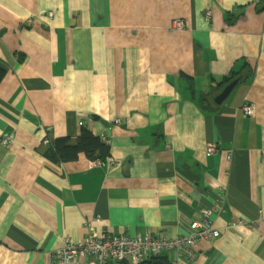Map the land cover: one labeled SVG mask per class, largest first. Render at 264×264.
<instances>
[{
  "label": "crops",
  "instance_id": "1",
  "mask_svg": "<svg viewBox=\"0 0 264 264\" xmlns=\"http://www.w3.org/2000/svg\"><path fill=\"white\" fill-rule=\"evenodd\" d=\"M1 73L0 264L89 226L180 236L204 208L219 235L181 264H264V0H0ZM84 128L109 155L44 156Z\"/></svg>",
  "mask_w": 264,
  "mask_h": 264
},
{
  "label": "built area",
  "instance_id": "2",
  "mask_svg": "<svg viewBox=\"0 0 264 264\" xmlns=\"http://www.w3.org/2000/svg\"><path fill=\"white\" fill-rule=\"evenodd\" d=\"M207 17H211L210 5L206 11ZM173 27L182 29L184 22L178 18L173 21ZM243 114L253 116L255 114L254 105L245 103L242 105ZM117 119L115 124H121ZM83 123V121H82ZM104 140H108L105 134ZM48 141V140H46ZM0 142L8 145L13 142L10 136L2 137ZM218 144H209L208 153L222 152ZM232 158V154L228 153ZM216 210L204 208L199 218L191 223L192 232L176 237H169L161 233L145 234H110L103 232L98 234L94 227L89 226V232L79 239L71 236L63 237L62 246L50 252L49 264H111L127 262L129 264H145L147 261L159 257L167 252H177V256L171 264H181L180 258H190L194 256L193 246L201 239H213L219 235V230L213 224V216Z\"/></svg>",
  "mask_w": 264,
  "mask_h": 264
},
{
  "label": "trees",
  "instance_id": "3",
  "mask_svg": "<svg viewBox=\"0 0 264 264\" xmlns=\"http://www.w3.org/2000/svg\"><path fill=\"white\" fill-rule=\"evenodd\" d=\"M231 80H233L232 77H226L222 82L228 83ZM226 83L222 84L225 85ZM109 151V145L101 140V137L95 136L90 130L84 128L81 137L76 143L72 144L69 139H59L55 145L49 146L44 150V156L54 163H60L77 159L82 153L91 158H105L109 155ZM159 258L166 262L168 261L164 256Z\"/></svg>",
  "mask_w": 264,
  "mask_h": 264
},
{
  "label": "water",
  "instance_id": "4",
  "mask_svg": "<svg viewBox=\"0 0 264 264\" xmlns=\"http://www.w3.org/2000/svg\"><path fill=\"white\" fill-rule=\"evenodd\" d=\"M240 83V78H234L230 82L226 83L224 87L221 89V91L216 95L214 98L215 104H222L229 95L234 91V89L238 86ZM150 264H168L163 260H155Z\"/></svg>",
  "mask_w": 264,
  "mask_h": 264
},
{
  "label": "rangeland",
  "instance_id": "5",
  "mask_svg": "<svg viewBox=\"0 0 264 264\" xmlns=\"http://www.w3.org/2000/svg\"><path fill=\"white\" fill-rule=\"evenodd\" d=\"M208 8V7H207ZM48 16L52 17L54 15L53 10H48L47 12H45ZM30 21H33V18L30 19ZM172 29H177V27H172ZM114 264H121V263H114Z\"/></svg>",
  "mask_w": 264,
  "mask_h": 264
},
{
  "label": "bare ground",
  "instance_id": "6",
  "mask_svg": "<svg viewBox=\"0 0 264 264\" xmlns=\"http://www.w3.org/2000/svg\"><path fill=\"white\" fill-rule=\"evenodd\" d=\"M231 94H232V93H231ZM231 94L229 95V97L231 96ZM229 97H228V98H229ZM228 98H227V99H228ZM244 104H245V103H243L242 105H244ZM84 123H85V122L82 123V121L80 122L81 125H83ZM109 127H111V125H110ZM145 264H146V263H145Z\"/></svg>",
  "mask_w": 264,
  "mask_h": 264
}]
</instances>
